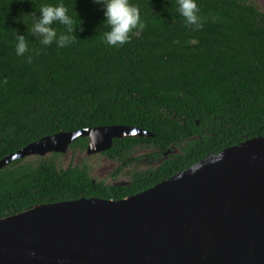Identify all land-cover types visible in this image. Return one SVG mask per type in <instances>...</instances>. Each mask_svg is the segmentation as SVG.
Listing matches in <instances>:
<instances>
[{"label":"trees","instance_id":"16d2710c","mask_svg":"<svg viewBox=\"0 0 264 264\" xmlns=\"http://www.w3.org/2000/svg\"><path fill=\"white\" fill-rule=\"evenodd\" d=\"M129 3L144 28L111 46L103 6L93 0H0V159L58 132L127 125L152 134L114 139L104 152L120 163L113 174L123 169L129 185L92 182L86 164L56 167L61 153L9 162L0 169V218L81 197L121 199L264 135L261 13L242 0H196L203 27L194 30L177 0ZM59 4L74 19L77 38L44 46L32 36L33 14ZM52 27L66 32L58 21ZM17 34L28 43L23 56L15 51ZM87 143L79 137L69 149L83 151ZM139 143L157 150L149 156L174 152L156 167L130 169L129 150Z\"/></svg>","mask_w":264,"mask_h":264},{"label":"water","instance_id":"95a60500","mask_svg":"<svg viewBox=\"0 0 264 264\" xmlns=\"http://www.w3.org/2000/svg\"><path fill=\"white\" fill-rule=\"evenodd\" d=\"M143 136L152 134L127 125L58 132L0 159V169L66 156L79 137L88 138L85 154L99 155L116 138ZM0 264H264V135L121 199L81 197L0 218Z\"/></svg>","mask_w":264,"mask_h":264},{"label":"clouds","instance_id":"9594fccd","mask_svg":"<svg viewBox=\"0 0 264 264\" xmlns=\"http://www.w3.org/2000/svg\"><path fill=\"white\" fill-rule=\"evenodd\" d=\"M93 3L103 6L106 18L104 24L110 29L104 33V41L108 45L119 46L128 43L134 29L144 28L139 8L130 4L129 0H93ZM177 4L178 12L184 18L186 25L194 26V30L203 27L201 17L198 15L200 9L196 0H177ZM39 13V17L33 14L34 24L31 33L42 45L49 46L56 42L59 47H65L76 40L75 21L68 15V9L64 4L42 5ZM57 21L65 26L66 32L58 35L57 30L52 27L53 23ZM80 23L82 22L80 21ZM15 51L18 56H23L29 51L25 35H16ZM27 62H32L31 57H28Z\"/></svg>","mask_w":264,"mask_h":264},{"label":"flooded vegetation","instance_id":"af4514ba","mask_svg":"<svg viewBox=\"0 0 264 264\" xmlns=\"http://www.w3.org/2000/svg\"><path fill=\"white\" fill-rule=\"evenodd\" d=\"M242 2L247 4V5L252 6L254 9H256L257 12L262 14L261 19L258 18V21L261 22V24L264 26V0H242ZM136 138H140V137H136ZM116 139H118V138H116ZM69 145H68V150H70ZM112 145H113V143H112ZM132 148H133V150L132 149L129 150V156L132 157L134 159V161L132 162L133 164L131 163L130 169H136V170H146L147 167H149V166L156 167L165 158H167V154H172V152H174V151L168 149L165 152H159L160 153L159 156L157 155V156L153 157V155L149 156V153H151V154L156 153V151H157L156 149L153 150V149H150L149 147H144L140 143L133 146ZM104 152H101L100 154L107 157L104 154ZM139 153H141V154H139ZM108 159L112 160L111 162L114 163L115 165H117L116 168H118L120 166V163L117 162L116 160H113L110 158H108ZM134 167H137V168H134ZM116 168L110 174V182L109 183L104 182L105 184L113 185V184H111L112 181H117L118 177H120L123 174V172H122L123 169L120 170L121 171L120 173L113 174L114 171H116ZM124 183H125L124 185H129V180L127 179L126 181H124Z\"/></svg>","mask_w":264,"mask_h":264},{"label":"rangeland","instance_id":"374dc122","mask_svg":"<svg viewBox=\"0 0 264 264\" xmlns=\"http://www.w3.org/2000/svg\"><path fill=\"white\" fill-rule=\"evenodd\" d=\"M69 152L70 154L67 153L66 156L64 154H61L60 156H58L56 160V167L60 166V167L65 168L66 166H69V165L86 164L88 166V171L92 178L96 180H101L105 183L110 182V174L117 166L114 163L109 164L112 160H109L107 157L103 156L102 154L87 155L85 154L84 150L83 151H76V150L73 151L72 149H70ZM52 154L46 157H43V158H49L52 156ZM36 157L38 158V156H30L29 158L34 159ZM108 164L109 166L106 170L102 169V167ZM126 180L127 178L123 174L117 179V181H126Z\"/></svg>","mask_w":264,"mask_h":264}]
</instances>
